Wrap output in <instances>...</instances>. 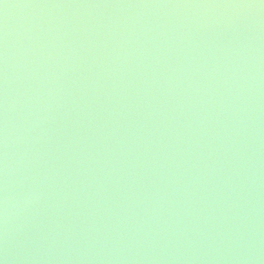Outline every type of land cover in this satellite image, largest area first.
<instances>
[{
    "label": "water",
    "instance_id": "95a60500",
    "mask_svg": "<svg viewBox=\"0 0 264 264\" xmlns=\"http://www.w3.org/2000/svg\"><path fill=\"white\" fill-rule=\"evenodd\" d=\"M0 264H264V0H0Z\"/></svg>",
    "mask_w": 264,
    "mask_h": 264
}]
</instances>
